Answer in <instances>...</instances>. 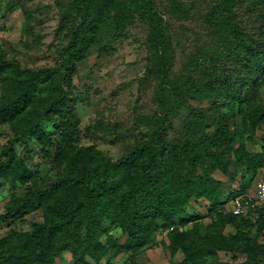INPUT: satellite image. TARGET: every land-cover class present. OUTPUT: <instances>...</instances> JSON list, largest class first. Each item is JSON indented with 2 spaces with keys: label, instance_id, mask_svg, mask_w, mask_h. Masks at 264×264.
Segmentation results:
<instances>
[{
  "label": "rangeland",
  "instance_id": "rangeland-1",
  "mask_svg": "<svg viewBox=\"0 0 264 264\" xmlns=\"http://www.w3.org/2000/svg\"><path fill=\"white\" fill-rule=\"evenodd\" d=\"M95 1L91 13L103 7L111 18L100 23L86 56L75 64L70 87L75 127L45 142L18 134L11 122L0 119V152L8 151L13 163L23 164L32 175L26 181L10 182L0 178V214L13 202L26 199L74 170L69 162L73 158L66 156L68 152L71 156L84 153L88 160L92 154L90 149L95 148L116 162L144 144L159 146L162 141L190 140L192 147L199 148L196 133L188 127L191 108L186 102L191 91L194 93L207 79L222 77L232 70L249 77L257 74L255 59L239 52L241 42L232 31L264 40V0H155L169 38L166 70L162 69V62L150 42L148 25L140 10L130 7L129 21L121 26L117 24L119 8L114 9V1L131 3L132 0ZM77 6L75 0H0V53L20 68L57 65L61 50L68 43V37L63 34L65 30L59 32L61 20L65 15L73 16L76 26ZM0 79L1 95L2 88H7L9 82L4 75ZM258 96L253 103L264 110V82ZM179 103L181 107H177ZM192 103L201 111L200 115L209 113L207 103ZM254 109L247 105L230 119L232 130L245 137L243 152L235 150L240 147L238 143L234 148L217 149L214 158L204 156L201 165H194L189 159L184 163L175 162L172 179L182 184L188 179L209 175L220 182L223 201L233 191L246 189L254 193L257 181L264 177V168L246 171L248 156L259 154L264 144V116L253 120ZM86 167L94 165L86 163ZM132 172H125L127 183ZM186 191H191V187ZM74 192V188L65 189L55 196L65 198ZM147 200L153 201L151 196ZM208 203L205 198L192 197L174 215L175 224L171 227L188 231L196 244L213 251L208 256L211 263L238 264L247 260L246 252L231 250L229 242H219L222 237H230L232 242L238 243L240 232L231 224L210 226L214 218L213 213H208ZM229 205L230 201L225 209ZM49 215V207L44 204L11 225H0L1 236L19 232L7 249L9 253L24 251L29 242L23 235L33 229L34 223L45 222ZM192 217L201 218L193 221ZM171 227L156 231L140 248L123 250L116 255L114 249H110L93 264L108 261L112 264H181L183 253L179 251L173 256L169 249ZM194 227L200 231L195 238ZM102 229L104 242L109 235L119 245L129 239L128 231L111 220H105ZM249 233L254 235L256 231ZM259 240H264V229ZM256 259V264H264V256ZM50 264H74L72 253L64 251Z\"/></svg>",
  "mask_w": 264,
  "mask_h": 264
},
{
  "label": "trees",
  "instance_id": "trees-1",
  "mask_svg": "<svg viewBox=\"0 0 264 264\" xmlns=\"http://www.w3.org/2000/svg\"><path fill=\"white\" fill-rule=\"evenodd\" d=\"M75 2L78 5L76 26L75 18L70 15H65L59 26V32L65 30L63 34L68 37V43L61 50L57 65L20 68L0 53V76L4 75L9 82L0 95V119L11 122L18 134L51 142L57 134L67 133L68 129L75 127V105L70 91L75 64L86 56L100 23L111 18L103 7L97 13H91L92 6L96 5L95 0ZM113 4L114 9L119 8V26L129 21L130 7L141 11L139 13L148 25L150 42L162 62V69L166 70L165 55L169 50V38L155 0H132L131 3L114 1ZM232 32L241 42L239 52L255 59L257 74L249 77L232 70L222 77L207 79L197 89L195 87L194 93L191 91L186 102V106L191 108L188 127L196 133L200 147H192L190 140L162 141L159 146L144 144L136 146L116 162L95 148L90 149L92 154L88 160L84 158V153L78 152L74 156H71V152L66 153L67 157L73 158L69 162L74 170L46 184L26 199L13 202L0 214V225H11L31 209L46 204L50 210L45 222L34 223L33 229L23 235L29 242L24 251L9 253L7 250L14 242V235L18 236L19 232L0 235V264H50L64 251L72 253L74 264L98 263L110 249H114L116 255L123 250L140 248L159 229H169L175 224L174 215L192 197L209 201L208 213H213L214 218L210 226L217 228L231 224L240 232L238 243L232 242L230 237L219 239L220 243L229 242L231 250L246 252L247 260L238 264H256V258L264 256V240H259L264 229V216L259 214L257 219H253L235 215L224 207L235 196L248 191H233L223 201L220 182L211 176L188 179L178 184L171 175L175 162L184 163L189 159L194 165H201L204 156L214 158L217 149L227 146L234 148L238 143L240 147L235 150L243 152L245 137L232 130L230 119L235 118L247 105L255 107L253 120L264 116V110L253 103L259 99L258 89L264 82V40L246 37L241 31ZM192 102L207 103L209 113L200 115L201 111ZM181 106L180 103L177 105ZM211 126L213 129H210ZM86 163L94 167L89 170ZM245 163L246 171L264 168V144L260 153L248 156ZM128 170H133L129 183L124 176ZM1 177L15 182L26 181L32 175L23 164L13 163L8 151H3L0 152ZM189 187L191 191H186ZM72 188L75 192L65 198L55 196L62 190ZM148 196L153 201H148ZM200 218L192 217L190 220ZM105 220H111L128 231L129 239L125 244L119 245L111 235L107 237V242L102 240ZM83 227L85 234L82 233ZM171 228L168 233L169 249L173 256L179 251L183 253L181 264H214L208 261L213 251L196 244L188 231L176 226ZM253 229L256 231L254 235L249 233ZM198 235L200 231L195 228L194 238ZM106 264L112 263L108 261Z\"/></svg>",
  "mask_w": 264,
  "mask_h": 264
},
{
  "label": "built area",
  "instance_id": "built-area-1",
  "mask_svg": "<svg viewBox=\"0 0 264 264\" xmlns=\"http://www.w3.org/2000/svg\"><path fill=\"white\" fill-rule=\"evenodd\" d=\"M235 215L250 216L257 219L259 214L264 216V179L256 183L255 192H247L235 196L227 209Z\"/></svg>",
  "mask_w": 264,
  "mask_h": 264
}]
</instances>
